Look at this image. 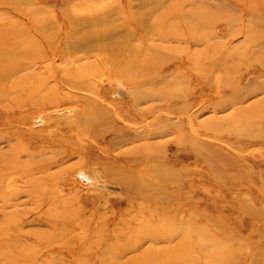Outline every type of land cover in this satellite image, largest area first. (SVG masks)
Masks as SVG:
<instances>
[{
    "label": "rangeland",
    "instance_id": "1",
    "mask_svg": "<svg viewBox=\"0 0 264 264\" xmlns=\"http://www.w3.org/2000/svg\"><path fill=\"white\" fill-rule=\"evenodd\" d=\"M15 62L0 264H264V0H0Z\"/></svg>",
    "mask_w": 264,
    "mask_h": 264
},
{
    "label": "bare ground",
    "instance_id": "2",
    "mask_svg": "<svg viewBox=\"0 0 264 264\" xmlns=\"http://www.w3.org/2000/svg\"><path fill=\"white\" fill-rule=\"evenodd\" d=\"M96 36H98V37H101V36H103L102 35V33H99V35L98 34H96ZM85 38V37H84ZM87 38H89V37H87ZM21 66H22V64L21 63H12V66L11 67H9V68H7V67H4L3 65L2 66H0V85L3 83V82H5L9 77H11V76H13L14 74H16L20 69H21ZM2 67V68H1ZM11 221V219H10V216H4V223L0 226V229L2 228V226H4L6 223H9ZM156 234V233H155ZM156 256V255H155ZM155 256H154V258L150 261V262H148V263H151V264H153L155 261H157L158 260V258L159 257H157L156 256V258H155ZM163 256V255H162ZM161 256V257H162ZM163 260V263L164 262H168V260L166 259V260H164V259H162ZM160 264H162L161 262H159ZM147 264V263H146Z\"/></svg>",
    "mask_w": 264,
    "mask_h": 264
}]
</instances>
